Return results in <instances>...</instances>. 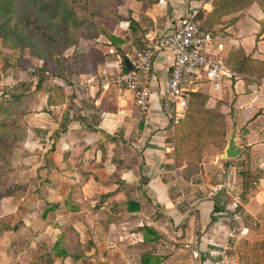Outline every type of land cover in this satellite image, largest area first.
<instances>
[{
  "label": "crops",
  "instance_id": "0c3cea01",
  "mask_svg": "<svg viewBox=\"0 0 264 264\" xmlns=\"http://www.w3.org/2000/svg\"><path fill=\"white\" fill-rule=\"evenodd\" d=\"M117 8L124 19L112 35L121 51L112 46L113 54H109V39L100 37L99 43L106 47L104 64H98L94 72L77 74L70 56L75 48L68 49L64 58L66 64L73 62L71 76L52 82L73 98L49 107L52 114L42 108L47 105L43 101L39 111L26 117L23 148L27 156L22 158L26 170L18 172L22 186L15 193L21 199L12 195L1 204L0 253L6 259L0 264H7L6 248L18 238L26 239L24 231L29 228L43 229L53 238L50 257L41 264H141L149 254L164 257L159 264H187L193 252L202 264H264V77L244 80L236 75L225 79L221 90L209 84L195 86L194 91L208 95L206 107L218 105L226 135L222 150H204L198 173L186 178L187 162L177 163L174 156L175 126L165 95L170 54L154 59L153 89L143 111L134 106L129 92L116 85L104 90L100 84L84 82L103 71L119 72L125 61L130 64L133 50L146 48L148 38L162 37L199 10L210 12V0H117ZM222 21L214 27L211 51L216 58L226 65L231 49L242 48L250 58L264 62V8L258 2ZM16 87L13 84L11 91ZM233 131L239 153L234 159H223ZM116 151L118 166L112 163ZM116 177L127 187L139 184L145 196L138 200L133 190L131 196L139 201V208L119 213L123 221L137 215L139 223L129 232L121 223L116 226L108 220L112 201L127 197L126 189L117 190ZM26 196L31 206L20 204ZM148 207L153 217L143 223ZM16 221L22 223L19 228ZM142 226L155 230L157 240L150 241L154 235L140 231ZM60 238L63 244L57 254L54 244ZM70 239L75 244L71 249L67 247ZM80 245L85 257L79 262L62 254ZM10 259L20 264L15 256Z\"/></svg>",
  "mask_w": 264,
  "mask_h": 264
},
{
  "label": "trees",
  "instance_id": "16d2710c",
  "mask_svg": "<svg viewBox=\"0 0 264 264\" xmlns=\"http://www.w3.org/2000/svg\"><path fill=\"white\" fill-rule=\"evenodd\" d=\"M253 2H258L264 8V0H210L211 11L199 10L194 14V21L199 30L215 35L214 27L223 23V17L234 14ZM123 19L118 12L117 0H0V43L21 51L27 48L33 57L42 61L54 57L63 58L68 49L75 48L74 73H89L94 72L98 64H104L106 59V54L97 47L100 44L98 41L100 37L109 39L110 49L113 46L117 52L121 51L120 42L112 32ZM129 22L133 24V20ZM81 41H88L93 45L86 51H76ZM225 63L233 73L244 80L264 77V62L250 58L242 48H232ZM21 68L27 69L28 66L22 64ZM40 69L42 74L49 73L46 68ZM122 70H128L125 64L122 65ZM42 82L43 78L39 77L32 93L22 91L10 95V98L0 102L1 110L8 113L14 107H19L23 99L32 97L36 92L48 93L47 104L50 106L61 105L73 98L67 97L63 88L56 84H51L43 90ZM207 100L208 95L201 91L189 92L188 109L184 117L177 124H173L174 156L177 163L183 160L187 162V172H184L186 178L198 173L196 172L198 163L204 150L213 148L219 151L225 143L224 115L219 111L218 105L217 108L206 107ZM6 122V120L0 122V129L7 127ZM12 122L15 124L14 120ZM11 126L13 127V124ZM15 128L19 130L16 124ZM95 132L100 133L97 130ZM5 135L6 132L0 134V148L10 151L11 146L16 143L15 136L12 134L13 139L8 143ZM25 136L22 133L21 140ZM116 153L112 157V163L118 166L120 160L117 151ZM16 178V172L11 165L8 172H0V179L4 181V184L0 185V200L20 191L21 185ZM116 183L117 190L126 189L127 197L123 201L112 203V215L108 220L113 221H116L120 212L136 211L140 204L138 200L143 199L141 196L145 197L139 184L127 187L119 177H116ZM133 190H136L134 193H137L138 200L132 198ZM10 229L11 227H8V230ZM139 230L154 235L150 241L158 238L157 232L150 227L142 226ZM61 243L63 244L60 238L54 244L57 254L61 252L59 247ZM83 246L80 245L77 250H69L70 252L62 254L71 255L74 261L79 262L85 257ZM163 258L149 254L142 259L141 264H159Z\"/></svg>",
  "mask_w": 264,
  "mask_h": 264
},
{
  "label": "rangeland",
  "instance_id": "374dc122",
  "mask_svg": "<svg viewBox=\"0 0 264 264\" xmlns=\"http://www.w3.org/2000/svg\"><path fill=\"white\" fill-rule=\"evenodd\" d=\"M91 44L92 43L81 41L80 44L76 47V51L84 50L86 47L90 46ZM97 46L101 50H106V47L103 43H100ZM73 55L74 53L70 55L71 58H73ZM57 58L58 57H54L51 60L42 61L40 59H37L36 57H33L30 54V50L27 48L21 51L19 49H12V48L3 46L0 43V102H4L5 99L10 98V95L16 94L18 92L27 91L29 93H32L36 87V83L39 81V77L43 78V82H42L43 90L46 89L51 84H56V83H53L52 80L58 82L60 81L59 78L65 79L67 75H68V78H70L71 73L69 75V71H71L72 68L74 67L72 60L66 64L67 62L66 58L64 57L60 59L59 58L57 59ZM22 64H25V65L27 64L28 68L22 69L21 68ZM40 68H46V70H48L49 73L42 74V72L40 71L41 70ZM65 80L67 81V79ZM71 80L73 79L71 78ZM74 82L72 81L70 84L72 85L76 84ZM13 84L14 85L16 84L17 87L15 90L11 91L12 90L11 87L13 86ZM241 85H242L241 82L237 84L234 87L235 90L238 91L241 88ZM45 95H47V98H48V93H45L43 91L36 92L35 95H32V97L23 99V102L19 105V107L18 106L14 107L8 113H5L4 111L1 110L2 106L0 108V122H2V120L7 121L6 122L7 127L5 129H0V134L2 132H6L5 140H7L8 143H10L13 139L12 134H14L15 136L14 139L16 140V143H14L11 146L10 151L6 149L2 150L0 148V172H8L10 170V165H11L12 168L16 172V175H17L16 180L18 181V183L21 180V176L18 174V172H22L23 170H26L25 163H22V158L27 156L26 154L27 150L23 148V144L26 141L27 128H28L27 123H26L27 122L26 117L30 113L39 111L40 103H42L43 101L47 103V98L45 100ZM49 107L51 106L47 104L46 106H43L42 108L46 111L48 110L52 114V110L49 109ZM12 120L15 121V124L16 126L19 127V130L15 128V124L12 122ZM11 124H13V127L11 126ZM22 133L24 134V136L26 133V136L25 138L23 137V139L21 140ZM24 179H25L24 181H26V177ZM112 180H113V176H112ZM2 184H4V181H1L0 179V185ZM14 196L17 198V200L21 199V194H18V195L14 194ZM28 198H30V194ZM28 198L26 196L24 201H20L21 202L20 204H23L24 206H27V205L31 206L32 201H27L29 200ZM113 202L114 201H112V203ZM1 204H2V199L0 200V211H1ZM23 205H20V209H23L22 208ZM40 209H41V205H40ZM144 211H145V208L143 212ZM146 211H147L146 212L147 215L144 216L143 223L146 222L147 219H152L153 217L152 208L148 207ZM126 216H129V215H126ZM122 218L123 217L121 215L117 216L116 221L112 220L113 221L112 225L117 226V224L118 225L122 224V226L125 227L124 230L126 232H129L133 230L134 228H136L135 225L139 223L137 222V215L135 217H128V219L125 221H123ZM16 223L19 224L18 228L22 224V223H19L18 221H16ZM12 230H13V227L10 229V231ZM24 234L27 236L26 239L23 240V239L18 238L17 240L19 241H14L11 244L9 242L10 247L6 248V253L9 256L8 257L9 259L7 261L5 260L7 264H12V260L10 259L12 256H15V260L16 258H18L20 264L26 263V262L30 264H41V261L43 262L44 259H47L48 257H50L47 253L50 251L52 247L53 238L48 237V234L44 232L43 229L39 230L35 228L34 230V229L29 228L28 231H24ZM39 234L40 236H38ZM198 234L201 235L202 233H198ZM134 241H135V238L133 242ZM74 245L75 244H74L73 239L68 240L67 247L69 249L73 248ZM140 251H138V253ZM188 255H189L188 253L187 255H183L185 262L189 260ZM4 259H6V257H4V254L0 253V263ZM198 261H199V257H198ZM193 262H195L194 257L191 258V263L189 262L187 264H192ZM197 263L202 264V262L200 261Z\"/></svg>",
  "mask_w": 264,
  "mask_h": 264
},
{
  "label": "built area",
  "instance_id": "2783aa9c",
  "mask_svg": "<svg viewBox=\"0 0 264 264\" xmlns=\"http://www.w3.org/2000/svg\"><path fill=\"white\" fill-rule=\"evenodd\" d=\"M194 14L180 21L167 34L160 38L152 36L142 51L133 50L130 68L122 69L115 74L103 71L92 76L85 84H100L104 90L116 85L129 92L134 106L143 111L146 109L152 93V72L154 59L163 53L172 57L169 77L166 82L165 95L172 109V124H177L188 109V93L195 86L209 84L214 90H221L225 79L236 77L221 59L216 58L212 51L215 37L211 32L199 30ZM113 54L112 48L108 50ZM196 91V90H195ZM192 257L198 264V253Z\"/></svg>",
  "mask_w": 264,
  "mask_h": 264
},
{
  "label": "water",
  "instance_id": "95a60500",
  "mask_svg": "<svg viewBox=\"0 0 264 264\" xmlns=\"http://www.w3.org/2000/svg\"><path fill=\"white\" fill-rule=\"evenodd\" d=\"M126 67L129 69L130 64L129 62L125 61ZM239 147L236 145V132L233 131L228 137L226 147L224 149V152L222 154L223 159H234L237 157L239 153ZM103 264H108L105 261H102Z\"/></svg>",
  "mask_w": 264,
  "mask_h": 264
}]
</instances>
